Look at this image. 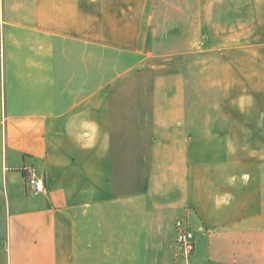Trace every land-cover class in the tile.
Wrapping results in <instances>:
<instances>
[{
    "label": "crops",
    "instance_id": "0c3cea01",
    "mask_svg": "<svg viewBox=\"0 0 264 264\" xmlns=\"http://www.w3.org/2000/svg\"><path fill=\"white\" fill-rule=\"evenodd\" d=\"M144 4L0 0V264H264V168L194 169L185 56L135 46Z\"/></svg>",
    "mask_w": 264,
    "mask_h": 264
},
{
    "label": "rangeland",
    "instance_id": "374dc122",
    "mask_svg": "<svg viewBox=\"0 0 264 264\" xmlns=\"http://www.w3.org/2000/svg\"><path fill=\"white\" fill-rule=\"evenodd\" d=\"M137 24L147 57L185 56L194 169L264 168V0H145Z\"/></svg>",
    "mask_w": 264,
    "mask_h": 264
},
{
    "label": "built area",
    "instance_id": "2783aa9c",
    "mask_svg": "<svg viewBox=\"0 0 264 264\" xmlns=\"http://www.w3.org/2000/svg\"><path fill=\"white\" fill-rule=\"evenodd\" d=\"M27 175L28 184L31 186L33 194H39L45 191L44 180L39 177L34 167H24ZM191 213H186L184 216L177 219L176 227V242L180 248L183 257L188 259L196 245V231L190 219Z\"/></svg>",
    "mask_w": 264,
    "mask_h": 264
}]
</instances>
